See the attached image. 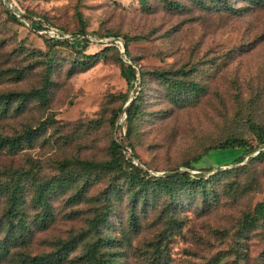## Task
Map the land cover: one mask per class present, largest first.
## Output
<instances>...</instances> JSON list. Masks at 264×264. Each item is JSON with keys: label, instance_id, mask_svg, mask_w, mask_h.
I'll return each instance as SVG.
<instances>
[{"label": "rangeland", "instance_id": "obj_1", "mask_svg": "<svg viewBox=\"0 0 264 264\" xmlns=\"http://www.w3.org/2000/svg\"><path fill=\"white\" fill-rule=\"evenodd\" d=\"M17 1L28 17L40 16L42 22L73 35L74 42L52 43L45 32L11 19L0 0V91L39 86L46 75L51 80L47 102L40 104L33 97L22 110L0 115V131L8 134L24 123L52 118L31 145L12 154L0 152V175L21 168L33 172L34 179L49 178L57 175L61 158H107V143L117 138L126 145L125 156L131 155L130 143L131 162L151 174L175 167L208 176L204 194L183 187L154 194L142 207L140 200L132 205L128 194L133 185L126 176L90 175L84 198L71 202V189L53 197L51 222L46 227L30 225L28 241L18 248L34 254L76 234L80 237L75 247L59 264H86L78 256L94 240L101 256L115 264H264V210L261 216L254 211L264 200V153L257 154L264 151V142H257L245 124L246 118L264 124V7L228 15L191 0H178L183 3L180 9L167 8L163 0H146L149 11L140 0ZM123 34L134 36L127 40L124 57ZM248 41L253 43L244 47ZM105 46L90 66L68 71L73 60ZM122 58L135 68V75L138 70L190 64L194 69L180 78L196 81L204 90L176 100L164 82L147 72L141 80L128 77V84L119 66ZM14 69L22 75L13 77ZM137 88L140 112L124 138L123 108ZM120 105L110 126L109 115ZM228 134L254 149L238 163L231 160L241 147L214 149L191 167L182 164ZM218 169L224 170L211 174ZM107 186L114 190L104 192ZM103 205L110 208L105 220L90 228V218ZM131 208L135 227L128 219ZM26 210L31 214L32 207Z\"/></svg>", "mask_w": 264, "mask_h": 264}, {"label": "trees", "instance_id": "obj_2", "mask_svg": "<svg viewBox=\"0 0 264 264\" xmlns=\"http://www.w3.org/2000/svg\"><path fill=\"white\" fill-rule=\"evenodd\" d=\"M3 2V0H1ZM21 11V16L27 21L30 27L48 28L56 27L54 24L42 22L40 16H27L25 9L22 8L17 0H14ZM142 7L149 11V6L146 0H140ZM199 7L208 10H223L228 15H240L244 12L255 8L264 7V0H240L241 4L233 5L230 0H191ZM7 15L21 24L26 25L21 19L10 12L3 2ZM163 5L167 8L180 9L183 3L178 0H163ZM35 22L34 25L31 23ZM60 32L64 34V30L59 28ZM82 34V30H79ZM115 35V33H113ZM45 39L50 40L54 44L65 45L73 43L74 36L64 38H53L43 33ZM123 48L121 54H127V40L134 36H127L123 34ZM259 36V35H258ZM257 37V36H256ZM82 40L86 39L81 37ZM255 41V39H253ZM244 42V47H249V43ZM104 48L98 52L91 54H84L82 58L73 60L68 71L73 69H85L93 63L94 58L101 53ZM215 60H213L214 62ZM120 70L123 73L126 82L130 84L129 78L134 79L136 76L139 80L142 79L144 73H149L154 77L160 79L165 83L174 99H188V93L198 94L203 91V85L191 79L180 78L186 73L192 71L194 67L189 64L177 67L173 70H164L159 68H150L148 70H138V75H135L136 70L131 63H125L124 59H119ZM126 69V73L124 72ZM13 77H20L22 71L20 69L12 70ZM178 75V76H177ZM51 80L48 75L44 76L39 86H31L25 90H2L0 91V115H12L15 112L22 110L30 98H36L38 103L45 104L48 100L49 86ZM141 89L137 88L136 94L133 95L123 108L125 119L124 138L130 135L132 125L136 115L140 112L141 104ZM127 99V95L122 94V103ZM121 109V105L113 109L109 115V124L113 126L117 113ZM51 117L38 118L34 124L24 123L19 130H13L11 133L5 134L0 131V152L15 153L24 146L31 145L35 138L41 134L47 124L51 121ZM250 132L254 135L257 142H264V124L259 120L251 118L245 119ZM128 143V142H127ZM130 156H125V143L117 138H110L107 143L108 157L100 160H93L79 157H64L57 161L56 169L57 175L49 178H33V172L21 168H12L0 175V261L10 260L12 264H59L68 259V252L71 251L79 239L80 235H71L65 239H56L51 249L40 251L34 254L20 250L18 247L23 246L30 237V225L38 227H46L53 219L51 200L59 193L71 189V194L67 196L71 202H78L83 199L84 192L88 185V178L90 175H97L101 172L110 173L109 176L124 175L127 177L129 185H133L129 190V199L132 205L136 201H141L142 207L148 203L150 197L154 194L164 193L171 194L177 189H199L202 194L205 193V184L208 176L203 177L199 174L191 175L188 170H179L171 168L168 172L160 174H151L145 168H142L131 162V157L134 156L131 144ZM229 147H241V152L232 158V163H238L242 160L245 152L254 149V146L247 144L242 138L234 134H228L220 140L209 142L201 151L192 155L189 160L182 161V164L191 167L193 162L200 158L203 154L214 149H225ZM264 151H258L257 154L262 155ZM208 169H210L208 167ZM224 169H218L217 172L211 174H218ZM30 172L29 174H25ZM24 173V174H22ZM5 174V175H4ZM209 174V175H211ZM24 177L25 181L21 178ZM31 179L27 182V180ZM30 186V187H28ZM29 191V198L26 195ZM114 190L113 186H107L104 192L108 193ZM134 202V203H133ZM32 207L31 214H28L26 206ZM102 207V206H101ZM109 206L103 205L99 211L95 212L89 220V226L92 229L97 227V224L105 220L108 214ZM264 210V200L255 204L254 211L258 216H261ZM128 219L131 226L135 227L136 216L132 208L128 212ZM107 240H111L108 238ZM95 241H92L85 247L78 256L85 261L86 264H115L116 262L101 256Z\"/></svg>", "mask_w": 264, "mask_h": 264}, {"label": "built area", "instance_id": "obj_3", "mask_svg": "<svg viewBox=\"0 0 264 264\" xmlns=\"http://www.w3.org/2000/svg\"><path fill=\"white\" fill-rule=\"evenodd\" d=\"M3 2L6 4L8 10L12 12L16 17L21 19L26 25L29 26L27 21L21 16V11L16 5L14 0H3ZM37 31L39 32H45L46 35L53 37V38H64V37H69L67 34H62L60 30L56 27H48V28H37Z\"/></svg>", "mask_w": 264, "mask_h": 264}, {"label": "water", "instance_id": "obj_4", "mask_svg": "<svg viewBox=\"0 0 264 264\" xmlns=\"http://www.w3.org/2000/svg\"><path fill=\"white\" fill-rule=\"evenodd\" d=\"M127 102H128V100L126 101V103H127ZM126 103H125V104H126Z\"/></svg>", "mask_w": 264, "mask_h": 264}]
</instances>
